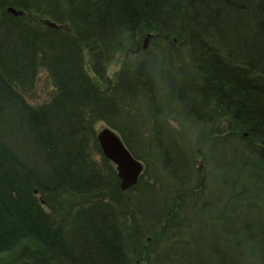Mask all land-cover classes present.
Segmentation results:
<instances>
[{
  "label": "trees",
  "instance_id": "trees-1",
  "mask_svg": "<svg viewBox=\"0 0 264 264\" xmlns=\"http://www.w3.org/2000/svg\"><path fill=\"white\" fill-rule=\"evenodd\" d=\"M22 2L0 0V9L6 4L26 8ZM65 2L67 15L81 10L74 36L45 25L20 28L21 18H12L3 27L5 32H0V129L9 136H0V264H44V260L133 264L118 233L115 213L107 211L101 201L105 195L111 200L121 195L119 178L110 168L102 171L91 162L88 136L95 139L93 122L105 120L131 144L127 131L111 121L120 112L123 97L118 93L144 90L154 97V75L141 61L135 70L118 74L112 91H103L98 82L103 80L105 62L123 48L124 36L133 41L148 33L180 39L200 77L191 92H182L180 103L196 108L197 113L209 110L200 115L204 121L216 116L233 131L239 129L252 158L248 156L249 165L264 169V0H77L78 8L74 0ZM78 38L92 53L97 82L85 72L83 57L75 47ZM39 64L50 71L59 90L48 103L35 106L21 92L33 83ZM217 129L220 136L225 132ZM94 144L99 150L95 140ZM160 148L166 154L170 151L166 145ZM172 168L169 172L177 181ZM257 177L262 179L264 174ZM185 178L186 173L178 182L184 183ZM32 187L51 207L63 205V195L80 199L76 212L81 217L67 226L65 217L56 219L44 211ZM191 187L183 184L180 190L188 192ZM86 203L93 204L92 212L85 210ZM161 207L159 212L166 213ZM161 214L154 217L157 223L175 219ZM248 225L241 226L234 237L236 264H264V224L259 230ZM175 230L169 224L162 227L152 250L164 238L173 241L163 254L149 258V264H205L189 260L188 249L195 237L175 241ZM251 238L253 243L244 247ZM176 246L181 251L175 252ZM218 258L219 264H233L231 254L221 253ZM245 258L249 259L244 263Z\"/></svg>",
  "mask_w": 264,
  "mask_h": 264
},
{
  "label": "rangeland",
  "instance_id": "rangeland-1",
  "mask_svg": "<svg viewBox=\"0 0 264 264\" xmlns=\"http://www.w3.org/2000/svg\"><path fill=\"white\" fill-rule=\"evenodd\" d=\"M22 1L26 4V8L6 4L0 9V18L5 20L4 23H0L1 33L5 32L3 27L10 25L12 18H21L23 20L18 23V25L21 24L20 28L45 25L74 36L77 30L74 24H77L81 10L67 15L66 0ZM74 1V6L78 8L77 0ZM8 7L21 10L22 13L14 14L8 11ZM46 21L53 22L55 25L51 26ZM124 39L123 48L118 49L111 60L107 61L108 63L105 62L103 80L98 82L101 90L109 88V91H112L114 88L111 86L117 82V76L122 70H135L137 65L144 61L154 75L155 95L147 96L144 90L132 94L121 90L118 93L122 95L123 103L119 104L120 112L117 118L111 117V121L127 131L130 142L136 140L131 143L133 146L128 144L123 135L111 127L107 121L98 119L92 124L95 139H91L89 135L88 140L91 162H95L102 171L110 168L117 175L116 163L103 153L97 138L98 133L105 128L119 136L129 152L143 166L138 181L131 187L122 189L117 175L121 195L116 193L115 200H111L112 198L108 195L101 198L107 211L115 213L114 220L117 223L118 233L127 244L126 249L129 251L131 262L149 264V258L170 249L169 244L173 240L169 237L157 243L156 251L151 248L152 245L155 246V240H160L162 227L169 224L173 230L181 225L175 230L177 233L173 232L176 235L175 241L186 240L190 238V235L195 237L188 249L189 260L196 263L204 260L205 264H219L218 256L223 253L229 257L231 254L233 264H236L238 262V255L235 252L237 241L234 237L237 230L242 231L245 224H249L248 226L253 227L254 230H259L262 227L261 224H264V180H262L264 177L262 179L257 177V174H264V169L249 165L247 159L251 156L244 149L246 146L243 143L244 140L240 138L242 133L239 129L233 131L228 128L227 123L217 119L216 116L204 121L201 116L204 112L210 113L209 110H201L197 113L196 108L180 103L179 100L184 98L182 92H191L190 89L194 84L200 82L198 72L180 39L157 38L151 33L140 36L135 41L126 40L125 36ZM82 42L83 40L78 38L76 41L78 45L75 47L83 57L82 63L86 74L97 82L100 78H96L90 63L92 53H89ZM107 82H109L108 85L105 84ZM57 84L46 66L39 64L33 83L21 93L28 103L38 106L48 103L58 95ZM189 94L191 97L194 96L192 95L194 93ZM188 108H193V111L188 112ZM217 128L224 129L229 136L225 140L221 139V136L226 133H221L220 136ZM0 136L3 139L9 138L1 129ZM94 140L100 146L99 150L96 149ZM128 145L144 159L134 155ZM162 145L170 147L167 154L161 152ZM180 154H184V159ZM103 157L107 161H104ZM170 168L173 169L177 181L170 174ZM207 170L209 177L206 175ZM185 173L184 183L178 182L182 180ZM183 184L192 186L189 193L181 192L180 187ZM32 193L40 201L45 212L56 219L65 217L67 226H71L76 218L81 217L76 212L80 199L63 195L66 199L64 204L61 206L52 204L51 207L44 201L37 188L32 187ZM71 204L74 205L71 206ZM162 205L166 212L164 214L159 212ZM92 207H94L93 204L87 205L85 210L90 208L91 211H89L92 212ZM160 214L162 217H175V219L172 222L163 219L157 223L154 217ZM189 238L188 241H190ZM253 241V238L248 239L244 247L247 248ZM26 243L28 241L23 242V244ZM223 243L224 246L226 244L225 247L221 246ZM177 248L178 246L175 247V252L181 251L180 249L177 251ZM175 257L173 260L179 258ZM246 259L249 258H245L244 263ZM44 262V264H62L57 260H44Z\"/></svg>",
  "mask_w": 264,
  "mask_h": 264
},
{
  "label": "water",
  "instance_id": "water-1",
  "mask_svg": "<svg viewBox=\"0 0 264 264\" xmlns=\"http://www.w3.org/2000/svg\"><path fill=\"white\" fill-rule=\"evenodd\" d=\"M8 11L14 14H21V10L8 7ZM54 26L53 22L46 21ZM98 141L103 153L116 163L117 175L120 178V187L122 189L133 186L142 173V164L125 147L123 142L110 129H103L98 133Z\"/></svg>",
  "mask_w": 264,
  "mask_h": 264
}]
</instances>
